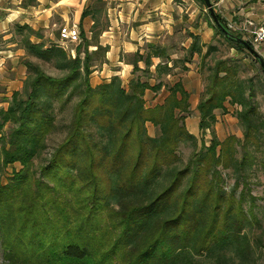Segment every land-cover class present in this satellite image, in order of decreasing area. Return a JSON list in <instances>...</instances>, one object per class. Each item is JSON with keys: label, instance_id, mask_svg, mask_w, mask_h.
Listing matches in <instances>:
<instances>
[{"label": "trees", "instance_id": "trees-1", "mask_svg": "<svg viewBox=\"0 0 264 264\" xmlns=\"http://www.w3.org/2000/svg\"><path fill=\"white\" fill-rule=\"evenodd\" d=\"M83 17L94 25L75 57L59 44L33 43L42 35L18 26L27 77L7 110L0 111V247L9 264H241L251 250L242 235L248 215L223 170L241 174L260 147L264 120L255 105L254 81L238 77L234 59L209 68L199 104L200 132L186 127L189 96L176 85L162 105L147 107V82L125 88L119 77L97 87L94 67L105 61L100 44L105 3L94 0ZM217 32L234 48L244 39L221 18ZM95 46V51L90 47ZM216 48L210 47L207 56ZM98 62V63H97ZM48 66L57 74L51 75ZM230 99L242 107L238 141L216 138L214 111ZM147 124L159 129L152 137ZM62 139L49 150L51 138ZM183 144L193 152L187 161ZM22 169L3 182L9 166ZM236 253V256H232ZM237 257V258H236ZM240 259V262L237 261Z\"/></svg>", "mask_w": 264, "mask_h": 264}, {"label": "crops", "instance_id": "crops-1", "mask_svg": "<svg viewBox=\"0 0 264 264\" xmlns=\"http://www.w3.org/2000/svg\"><path fill=\"white\" fill-rule=\"evenodd\" d=\"M94 0H0V110H7L15 92L23 87L27 72L16 70L25 50L16 39L18 26L41 32L58 24L77 26L87 38L94 21L83 17ZM106 27L100 44L107 47L105 61L94 67L93 87L119 77L125 88L134 79L147 82V107L162 105L180 85L189 96L190 113L199 115V104L208 86L207 66L217 60L239 62L240 51L219 32L205 0H103ZM216 16L228 24L251 20L264 24V0H210ZM81 33V34H82ZM36 41H34V40ZM42 39L31 37L33 43ZM217 41H222V54ZM225 42V43H224ZM57 43V42H56ZM210 47L212 51L207 56ZM95 46L90 51H95ZM9 65V68L7 66ZM188 119L186 123L188 126ZM199 116L190 133H200Z\"/></svg>", "mask_w": 264, "mask_h": 264}, {"label": "rangeland", "instance_id": "rangeland-1", "mask_svg": "<svg viewBox=\"0 0 264 264\" xmlns=\"http://www.w3.org/2000/svg\"><path fill=\"white\" fill-rule=\"evenodd\" d=\"M93 4L96 5V2H94ZM62 26L63 25L58 24L52 30H43L41 32V35L43 37L41 41H44L47 45L56 42V44L60 45V30ZM80 33H82L81 29ZM15 36L18 41L21 40V37L16 34V31ZM91 38L92 34L88 39L91 40ZM244 41H246L256 51L257 55L252 54L247 48H245V50H239L240 60L238 63H234L233 67H236L238 69V77L240 79H252L254 81V102L264 120V69L260 62L262 61L264 63V43L259 47H254L248 41V39H244ZM81 43H83L82 34L81 40L78 43H66V49H64L63 47L62 48L67 53L72 55L73 52V54L76 55V49L79 45H81ZM217 43H219V45H223L221 48V53L223 54L225 51L223 42L217 41ZM26 59L33 60L28 57L25 52V56L20 60V66L16 69L18 71V74H20L21 71L23 72L25 70L27 72V68L25 66V62L27 61ZM7 68H9V65L7 66ZM209 68L210 67L207 66L208 72ZM45 70L51 75L57 74L48 66L45 67ZM207 75V79H209L210 73H207ZM206 91L204 92V94L206 93ZM241 111L242 107L238 103H232L231 100L228 99L224 104V108H220L214 111L216 122L213 126L216 138L220 142H223L231 137H235V139L238 141L236 145V158L239 160H241L243 155V150L240 146V143H242L244 140V128L239 117ZM197 116H199V122H201L200 111L199 115L192 113L188 115V126L186 121L185 123L189 132L192 128L191 123L193 120H195V118H197ZM147 130L149 135L152 137L157 136L159 133V129L152 124H147ZM262 134L264 138V127L262 128ZM196 137L199 140L203 139L207 146L210 145V142L212 140L210 132H207L203 136V138L200 132ZM61 139V132L55 134L51 138L49 142V150L41 160H44L48 157L50 151L58 144ZM261 143L262 144L260 147L249 146V155L251 158L248 160L245 170L241 174H237L234 170H223L222 173L226 181V184L224 185L225 191H227L228 193L234 192L236 199L238 201H241L243 211L246 213V215H248V220L244 222L245 226L242 231V235H245L247 237L249 245L251 246V250L249 251L250 253L248 254V256L243 258L241 264H264V139ZM179 152L182 159L184 161H187L193 152V147L190 144H183ZM21 169L22 166L19 163L9 166L4 175L3 182L6 183L10 178H12L14 172H19ZM232 256H236V253H233ZM237 262L239 263L240 259ZM0 264H9L4 257V252L1 247Z\"/></svg>", "mask_w": 264, "mask_h": 264}, {"label": "built area", "instance_id": "built-area-1", "mask_svg": "<svg viewBox=\"0 0 264 264\" xmlns=\"http://www.w3.org/2000/svg\"><path fill=\"white\" fill-rule=\"evenodd\" d=\"M228 29L242 35L254 47L264 43V24H257L246 20L243 24H228ZM81 40V33L77 26H64L60 30V46L65 48L66 43H78ZM72 56H75L72 52Z\"/></svg>", "mask_w": 264, "mask_h": 264}, {"label": "water", "instance_id": "water-1", "mask_svg": "<svg viewBox=\"0 0 264 264\" xmlns=\"http://www.w3.org/2000/svg\"><path fill=\"white\" fill-rule=\"evenodd\" d=\"M205 2H206V4H207V6L210 8V11H211V14H212V17H213V19H214V21H215V23L217 24V25H220V22H219V20H218V18H217V16H216V14H215V12H214V10H213V7H212V4H211V2H210V0H205ZM243 44L245 45V47L252 53V54H254V55H257V53H256V51L246 42V41H243ZM261 62V65L263 66V69H264V63L262 62V61H260Z\"/></svg>", "mask_w": 264, "mask_h": 264}]
</instances>
